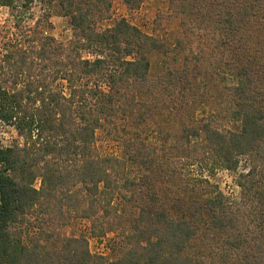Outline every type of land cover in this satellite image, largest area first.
Listing matches in <instances>:
<instances>
[{
    "label": "trees",
    "instance_id": "16d2710c",
    "mask_svg": "<svg viewBox=\"0 0 264 264\" xmlns=\"http://www.w3.org/2000/svg\"><path fill=\"white\" fill-rule=\"evenodd\" d=\"M32 1L0 0V6ZM58 1L73 28L72 40L63 44L50 35L26 38L25 46H9L0 56V121L14 125L23 139L0 147V264H264V115L252 107L233 111L240 121L237 131L224 133L209 124L202 128L219 165L235 171L237 155L243 154L252 161L236 176L237 199L217 191L203 204L196 203L195 213L178 219L140 205L115 258L92 253L85 237L63 236L48 224H64L65 211L90 218L110 211L116 196L131 199L134 184L124 172L125 160L96 156L92 144L96 129L119 111L115 104L125 98L121 85L145 83V51L159 46L123 18L96 31L80 0ZM142 1L123 0L130 7ZM106 49L136 57L115 56L111 66ZM84 50L95 57L82 56ZM107 65L112 70L104 72ZM47 68L52 74L44 72ZM19 75L26 77L25 83L8 86ZM83 76L104 77L108 89L78 84ZM57 78L67 82L66 93L53 87ZM237 91L243 94L245 88L239 85ZM129 153L139 164L142 153ZM27 215H34L37 231L23 242L20 227L31 221ZM198 234L210 248L205 259L185 252Z\"/></svg>",
    "mask_w": 264,
    "mask_h": 264
},
{
    "label": "rangeland",
    "instance_id": "374dc122",
    "mask_svg": "<svg viewBox=\"0 0 264 264\" xmlns=\"http://www.w3.org/2000/svg\"><path fill=\"white\" fill-rule=\"evenodd\" d=\"M79 3L89 12L96 31L111 28L123 18L159 44L145 51L149 61L145 83L121 85L125 98L115 102L119 111L96 129L92 144L96 156L125 160L124 172L134 184L133 195L127 193L131 199L116 196L110 211L90 218L65 211L64 224L48 222L63 236L85 237L92 253L115 258L140 205L150 213L164 211L178 219L186 212L195 213L197 204L217 191L231 200L239 197L236 176L249 169L250 157L237 155L235 171L219 165L202 128L209 124L224 133L239 130L233 111L243 106L264 115V1L143 0L136 7L123 0ZM16 4L15 8L0 6V56L9 46H25L26 38L50 35L63 44L72 40L73 28L58 0ZM105 54L111 63L115 56L136 57L123 50L111 53L106 49ZM82 56L94 58L95 54L84 50ZM111 66L104 72L111 71ZM25 81L19 75L8 86L20 88ZM77 83L108 89L102 76H83ZM52 85L67 91L64 79L57 78ZM239 85L245 88L243 94L237 91ZM22 140L14 125L0 121V147ZM126 150L129 155L142 153L139 164L126 156ZM34 186L39 187V179ZM26 217L31 221L20 227L23 242L37 231L34 215ZM100 230L102 235H98ZM185 252L205 259L210 248L198 234Z\"/></svg>",
    "mask_w": 264,
    "mask_h": 264
}]
</instances>
